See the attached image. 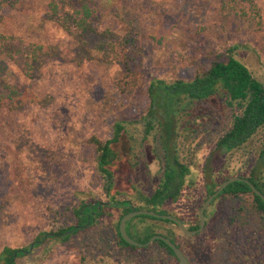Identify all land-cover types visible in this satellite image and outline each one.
<instances>
[{
  "label": "rangeland",
  "instance_id": "rangeland-1",
  "mask_svg": "<svg viewBox=\"0 0 264 264\" xmlns=\"http://www.w3.org/2000/svg\"><path fill=\"white\" fill-rule=\"evenodd\" d=\"M51 1L20 0L0 14L2 32L45 49L27 74L0 48V251L4 246L23 248L42 232L74 223L73 211L83 201L107 202L90 138H109L118 118L142 114L151 76L190 77L199 63L210 60L206 47L222 52L235 46L237 58L264 82V0H254L261 12L256 19L241 17L225 7V0H60L62 12L85 2L93 8L91 26L84 32L68 31L51 17ZM130 32L139 39L140 66L134 86L123 90L119 83L126 72L120 63L130 56L119 53L117 46ZM10 85L17 87L13 97ZM252 148L221 156L215 168L225 175L236 170L247 174L250 163L242 166ZM205 155L203 149L196 167L200 174ZM149 169L146 176L155 185L159 162ZM197 179L178 201L164 207L189 219L203 191ZM143 185L137 183L140 189ZM246 200L230 198L228 204L243 206ZM209 211L214 224L228 210L217 202ZM122 216L119 208L107 207L99 225L83 228L68 240L48 237L16 264H144L141 250L120 261L112 247L115 255L99 259L94 243L98 226L114 246ZM148 224H154L152 232H173L187 252L198 251L199 259H207L217 243L209 228L197 246L176 225L149 218L134 219L133 231L143 237ZM127 231L132 233L130 225ZM166 255L162 264H177Z\"/></svg>",
  "mask_w": 264,
  "mask_h": 264
},
{
  "label": "trees",
  "instance_id": "trees-1",
  "mask_svg": "<svg viewBox=\"0 0 264 264\" xmlns=\"http://www.w3.org/2000/svg\"><path fill=\"white\" fill-rule=\"evenodd\" d=\"M59 1L52 0L49 11L61 26L68 31L84 32L90 28L93 8L88 3L75 4L70 7L71 12L68 9L62 12ZM19 2L0 0V14L5 6L15 7ZM224 3L225 7L237 11L243 18L256 19L261 16L254 0H225ZM117 47L123 56H130L129 60L125 59L119 64L126 72L125 80L119 83L125 90L126 86H134V75L140 66L137 34L130 32L124 35ZM0 48L27 74L34 66L32 62L45 52L43 45L1 30ZM205 51L210 60L199 63L190 77L151 76L147 87V106L142 114L131 119L118 118L109 138L98 135L90 138L95 148V168L101 180V193L107 202L83 201L73 211L74 223L42 232L36 241L23 248L4 246L0 251V264H16L18 257L31 253L48 237L68 240L83 228L99 225L107 207H117L123 215L133 208L154 209L176 215L190 228H196L197 225L188 222L192 218L190 212L188 219L171 213L164 206L168 202L178 201L186 187L197 183L198 176L203 186L198 205L225 179L234 175L247 177L264 192V82L237 58L235 46L222 52L210 47H206ZM9 87V97H13L12 93L15 94L17 87ZM249 145L254 148L249 151L250 156L242 166L250 163L247 174L236 170L225 175L215 168L221 156L233 157ZM203 149H206V155L200 166V174L196 167ZM154 162L160 164L155 185L154 178L146 176ZM137 183H144L143 188L140 189ZM149 185L153 187L151 192L147 190ZM244 196L247 198L246 205L228 204L230 198ZM217 202L222 206L227 205L228 211L213 226L217 245L210 264H264L263 199L247 182L238 180L230 183L212 205ZM137 218L159 220L178 228L177 223L170 219L150 215ZM137 218L127 223V228L130 225L132 232L129 235L146 242L155 234L152 232L154 224L146 225L148 232L140 237L137 231H133L132 225ZM98 228L94 243L100 252V261L105 255H115L114 247L120 261L126 260L133 251L141 250L144 264L165 263L166 254L179 264L174 250L161 239L148 246L132 245L121 236L118 225L115 245L110 246V240L103 238L102 228ZM166 234L173 241L178 240L173 232Z\"/></svg>",
  "mask_w": 264,
  "mask_h": 264
},
{
  "label": "water",
  "instance_id": "water-1",
  "mask_svg": "<svg viewBox=\"0 0 264 264\" xmlns=\"http://www.w3.org/2000/svg\"><path fill=\"white\" fill-rule=\"evenodd\" d=\"M238 180H242L247 182L250 187L252 188V190L258 194L264 201V192L262 190H260L253 182H251L248 178L246 177H242V176H232L228 179H226L225 181L222 182V184L220 185V187L214 192L212 193L203 203L201 209H200V213H199V217H200V226L197 229H190L188 228L184 222L177 216H174L172 214H166V213H160L154 209H136L133 208L130 211H128L127 213H125L119 222V232L121 234V236L130 244L132 245H136V246H148L150 245L152 242H154L156 239H161L163 241H165L175 252L177 258L179 259L181 264H191V262L189 261L188 257L185 255V253L183 252V250L169 237L163 235V234H154L153 236H151L149 238V240H147L146 242H140L134 238H132L128 231H127V223L130 219L136 217V216H140V215H150V216H155V217H159V218H163V219H170L173 220L174 222H176L179 226V228L186 234L189 235H193L196 234L198 232L203 231L205 224H206V220H205V209L208 207V205L212 202V200L217 197L221 191H223L230 183L234 182V181H238Z\"/></svg>",
  "mask_w": 264,
  "mask_h": 264
},
{
  "label": "flooded vegetation",
  "instance_id": "flooded-vegetation-1",
  "mask_svg": "<svg viewBox=\"0 0 264 264\" xmlns=\"http://www.w3.org/2000/svg\"><path fill=\"white\" fill-rule=\"evenodd\" d=\"M234 176H241V175H234ZM232 177V176H231ZM242 177H244V176H242ZM230 178V177H229ZM247 178V177H246ZM228 179V178H227ZM226 180V179H225ZM224 180V181H225ZM252 182V181H251ZM222 184V183H221ZM220 184V185H221ZM220 187V186H219ZM219 187H217L216 188V190L219 188ZM215 190V191H216ZM214 191V192H215ZM214 192H212V193H214ZM222 192V191H221ZM211 193V194H212ZM211 194H209L207 197H206V199L211 195ZM220 195V194H219ZM218 195V196H219ZM217 196V197H218ZM217 197H215L213 200H212V202L208 205V207L205 209V220H206V224H205V227H204V229H203V231H201V232H198V233H196V234H193V235H189V234H186V233H184L180 228H179V226H178V224H177V226H178V228H179V230L182 232V233H184V234H186V235H188V237H190V238H193L192 240H193V242L194 243H197L198 245L197 246H199V244H200V242L201 241H205L206 240V236L204 235V233H207V230H208V228L210 229V231H211V234H210V236L212 237V238H215L216 239V237H215V235H213V226H214V224L218 221H216V222H214V224L213 223H211V218H212V216H211V214H210V211H209V209H210V207H212V206H214V205H212V203L214 202V200L217 198ZM205 199V200H206ZM205 200L202 202V203H200L199 205H198V207H196V206H194L193 208H192V212H190V215H191V217H192V219H193V225H197V227L196 228H190L189 226H187L185 223V225L188 227V228H190V229H197L199 226H200V217H199V213H200V209H201V207H202V205H203V203L205 202ZM166 214H168V213H166ZM173 215V214H172ZM174 216H176V215H174ZM178 217V216H177ZM181 219V218H180ZM216 219H218V218H216ZM221 219V218H220ZM182 220V219H181ZM183 221V220H182ZM155 234H163V235H165V236H167V234L166 233H158V232H155ZM154 235V234H153ZM152 235V236H153ZM202 235H204V239H201L202 237ZM168 237V236H167ZM170 238V237H169ZM199 238V239H198ZM149 240V239H148ZM139 241V240H138ZM141 242V241H140ZM175 242V241H174ZM153 243V242H152ZM151 243V244H152ZM177 245L179 244V242H178V240L175 242ZM180 245V244H179ZM178 245V246H179ZM216 245H217V243H216ZM216 245H215V247H216ZM194 246V245H193ZM139 247H143V246H139ZM182 250H183V252L185 253V255L188 257V259H189V261L191 262V264H210V260H211V256H212V254H213V252H214V250H215V247H214V250H213V252L212 253H208V256H207V259H199L198 258V254H196L198 251H196L195 250V253H189V252H186L185 251V249L183 248L184 246L181 244L180 246H179ZM177 261L179 262V264H181L180 263V261H179V259H177Z\"/></svg>",
  "mask_w": 264,
  "mask_h": 264
}]
</instances>
